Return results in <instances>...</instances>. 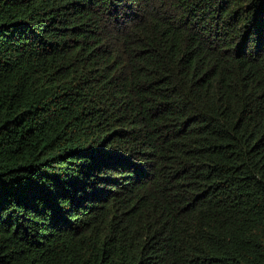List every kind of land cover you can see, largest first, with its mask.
<instances>
[{
    "label": "trees",
    "instance_id": "trees-1",
    "mask_svg": "<svg viewBox=\"0 0 264 264\" xmlns=\"http://www.w3.org/2000/svg\"><path fill=\"white\" fill-rule=\"evenodd\" d=\"M0 264H264V0H0Z\"/></svg>",
    "mask_w": 264,
    "mask_h": 264
}]
</instances>
